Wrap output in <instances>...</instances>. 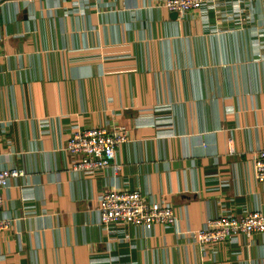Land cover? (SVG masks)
I'll use <instances>...</instances> for the list:
<instances>
[{"label": "crops", "instance_id": "crops-1", "mask_svg": "<svg viewBox=\"0 0 264 264\" xmlns=\"http://www.w3.org/2000/svg\"><path fill=\"white\" fill-rule=\"evenodd\" d=\"M0 0V264H264V233L202 244L264 212V0ZM122 125L120 163L73 168L78 129ZM231 139L233 152H228ZM103 189L169 204V224L101 222Z\"/></svg>", "mask_w": 264, "mask_h": 264}, {"label": "built area", "instance_id": "built-area-1", "mask_svg": "<svg viewBox=\"0 0 264 264\" xmlns=\"http://www.w3.org/2000/svg\"><path fill=\"white\" fill-rule=\"evenodd\" d=\"M202 1L164 0L163 3L168 10L182 13L198 9ZM127 137L128 129L122 125H95L73 131L66 140L65 149L78 156L72 162L73 168L96 170L111 165L118 171L121 165L114 160L115 151ZM228 152H233L231 139L228 140ZM253 171L258 181H264V147L254 153ZM21 174V168L0 167V207L4 200L2 191L8 179ZM97 208L104 224L123 222L150 227L156 223L169 224L176 219L171 205L149 200L138 189H103ZM8 227L9 220L0 218V232ZM190 233L202 244L226 241L238 233L246 236L264 233V212L252 210L241 215L222 214L206 219L202 226L191 229Z\"/></svg>", "mask_w": 264, "mask_h": 264}, {"label": "water", "instance_id": "water-1", "mask_svg": "<svg viewBox=\"0 0 264 264\" xmlns=\"http://www.w3.org/2000/svg\"><path fill=\"white\" fill-rule=\"evenodd\" d=\"M174 13H177V11H173Z\"/></svg>", "mask_w": 264, "mask_h": 264}]
</instances>
